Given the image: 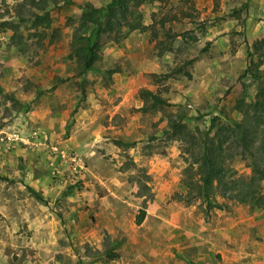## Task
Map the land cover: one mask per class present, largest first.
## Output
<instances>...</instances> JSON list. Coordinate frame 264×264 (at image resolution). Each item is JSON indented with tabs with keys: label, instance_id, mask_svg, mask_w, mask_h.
<instances>
[{
	"label": "rangeland",
	"instance_id": "374dc122",
	"mask_svg": "<svg viewBox=\"0 0 264 264\" xmlns=\"http://www.w3.org/2000/svg\"><path fill=\"white\" fill-rule=\"evenodd\" d=\"M71 1L0 0V264H264V206L182 200L169 128L254 98L264 0H124V17ZM86 5L95 71L78 62Z\"/></svg>",
	"mask_w": 264,
	"mask_h": 264
},
{
	"label": "trees",
	"instance_id": "16d2710c",
	"mask_svg": "<svg viewBox=\"0 0 264 264\" xmlns=\"http://www.w3.org/2000/svg\"><path fill=\"white\" fill-rule=\"evenodd\" d=\"M63 5H74L71 0H63ZM82 7L81 26L89 35L78 37L83 45L78 49L79 65L84 70L95 71L94 64L101 49L99 38V21L92 18L94 15ZM124 17L128 13V6L124 0H112L105 8L108 16L115 12ZM36 17L35 19H38ZM96 24V27H90ZM96 28V30H95ZM259 43L254 48L259 50ZM259 48V49H258ZM248 69L242 75L255 85L256 94L254 98L247 99L245 94L236 101L235 115L232 117L223 111L213 115L207 123H200V116L189 120L186 113L178 115L174 121H169L172 139L179 141L184 146L187 155L184 173L186 179L182 181L186 192L188 204L192 201L201 200L208 208H224L225 204L219 203L217 198L224 201L247 204L251 208L261 209L264 206V70H260L259 62L255 64L252 51ZM150 94V93H147ZM159 104L164 101L156 96L150 95ZM183 122V123H180ZM180 123V124H178ZM243 163L250 170L248 175L238 174L233 164ZM199 176V179L196 177ZM226 208V207H225ZM145 211H141L137 217L136 224H142Z\"/></svg>",
	"mask_w": 264,
	"mask_h": 264
}]
</instances>
